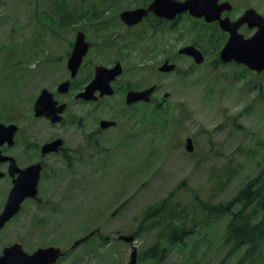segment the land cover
I'll return each instance as SVG.
<instances>
[{
	"label": "rangeland",
	"instance_id": "374dc122",
	"mask_svg": "<svg viewBox=\"0 0 264 264\" xmlns=\"http://www.w3.org/2000/svg\"><path fill=\"white\" fill-rule=\"evenodd\" d=\"M150 1L0 0V119L21 127L23 136L39 146L54 136L68 147L63 160L60 155L45 158L35 222L24 226L27 248L53 246L66 252L56 264H126L131 245L117 236L137 231L147 209L170 194L172 203L190 210L197 199L226 203L264 168V71L256 74L241 65L216 62L225 37L217 34L208 42L213 28L187 13L178 15L173 26L172 21L163 23L159 35L146 27L128 32L119 13ZM229 1L233 17L248 7L264 17V0ZM79 30L93 44L83 60L86 73L115 59L127 70L148 60L152 72L166 57L177 65L172 73H151L147 80L160 86L154 95L160 109H124L116 94L101 107L111 106L103 116L117 125L85 144L93 120L101 115L73 101L81 78L61 96L67 103L62 123L48 126L32 112L42 88L54 92L68 77L66 60ZM239 32L245 37L253 33ZM185 45L202 52L201 64L175 55ZM18 76L16 84L10 82ZM128 78L129 72L121 80ZM186 138L192 139L191 152L184 147ZM227 220L206 223L185 251L169 247L157 264H236L238 255H227L222 244ZM18 229L15 221L0 231V252L20 235ZM91 231L97 233L72 246ZM154 237V230H141L136 237V264H153L143 253ZM192 244L195 250L188 251ZM254 264H264V248Z\"/></svg>",
	"mask_w": 264,
	"mask_h": 264
},
{
	"label": "water",
	"instance_id": "95a60500",
	"mask_svg": "<svg viewBox=\"0 0 264 264\" xmlns=\"http://www.w3.org/2000/svg\"><path fill=\"white\" fill-rule=\"evenodd\" d=\"M228 3L218 4L217 0H152L146 8H136L124 10L120 13L119 18L126 25H134L140 22L148 12L166 20H173L178 14L187 12L194 18H203L206 22L217 20L222 30L228 33V38L219 51V60L222 63L233 61L237 64L244 65L250 71L261 73L264 71V17L259 15L253 9L246 10L239 18L231 21L229 18L221 19L219 13L223 9H228ZM246 24L248 28H255V32L248 38H245L238 32L241 25ZM89 44L84 40V34L78 32L73 43L70 57L67 61L68 69L71 76L74 77L77 68L86 54ZM180 54L191 56L196 63L203 61L201 52L193 45H187L179 49ZM121 65L117 63L111 68L97 66L91 82L86 86L84 91L76 94V97L84 100L92 99L95 90L100 91V95H111L113 89L110 82L121 73ZM175 65L165 61L159 70L169 72L174 70ZM69 81H64L58 86L60 93L68 90ZM154 87L142 91H129L126 94V104L136 101H149ZM64 103L57 105L52 94L42 89L33 104V113L35 117L43 116L52 123L61 121L60 114L64 111ZM105 120L101 121V126L112 124ZM17 128L15 125H4L0 123V144L7 141L12 143V138ZM62 140L56 139L50 143H45L41 148L42 155L57 151ZM185 148L192 151V141L186 139ZM41 164L36 163L19 171V176L11 188L10 197L5 205L4 210L0 213V228L11 218L19 209L21 200L27 195L32 196L36 193V186L40 177ZM29 181V182H26ZM30 185V190L25 188ZM27 192H26V191ZM91 234L74 242L73 246L80 244L89 238ZM118 239L133 243L132 235H120ZM60 256L62 251L55 247L39 248L31 254L24 252L19 243H14L6 247L0 256V264H53ZM137 249L132 246L129 259L126 264H136Z\"/></svg>",
	"mask_w": 264,
	"mask_h": 264
},
{
	"label": "flooded vegetation",
	"instance_id": "af4514ba",
	"mask_svg": "<svg viewBox=\"0 0 264 264\" xmlns=\"http://www.w3.org/2000/svg\"><path fill=\"white\" fill-rule=\"evenodd\" d=\"M217 3L218 4L228 3V5H229L228 9H223L219 13V17L221 19L229 18L231 21H234L237 18H239L248 9H253L254 11H256L254 8L248 7V8H245V10L240 15L233 17L232 16V4L229 0H217ZM178 19H179V17H176L175 21ZM200 20L205 22L202 18ZM166 22H169V21H167L166 19H163V18H159L151 12H148L147 15L140 22H138L137 24L131 25V26L126 25L124 22L121 21L122 25L124 26V28L128 32H130L134 29L140 30V29H143L144 27H146L150 30V32L152 34H155V35H159L161 33V31L163 29L162 24L166 23ZM174 23L175 22L172 21L171 26H173ZM205 24H207V26H211L213 28V32H214L213 35L214 36L218 34V35H221L222 39L225 37L223 44L226 42V40L228 38V33L220 28L217 20H214L211 22H205ZM241 29L251 30L252 32H254L256 30L255 28H248L246 24L241 25L239 27L238 31H240ZM79 31H77L74 35L72 46H73V43L75 41L76 35ZM132 38H135V37H132ZM84 40L89 44V46H88L86 54L83 56L82 61L80 62L79 66L77 68V71H76V74L74 77L71 76V71L67 67V61H68V58L71 54L72 46H71L69 56L66 60V70L68 73V77H66L63 81H69L68 90L65 93H60L58 91V85L61 83L60 82L56 86L54 92H52L50 90L49 91L52 93L53 99L56 100L58 102V104H61V103L66 104V109H67V103L64 101L65 99H63L61 96L68 94L72 90V88L74 87L75 81L77 79L81 78V84H80L79 89H77V91H75L72 94L73 101L78 102L84 106H88L94 112H98L101 115L99 118H96L93 120L94 128L90 132H87V134H86L87 136L83 140V142L85 144L86 140H92L93 141V138H96L100 133H102L108 129L114 128L117 125L116 121L109 119L107 116H105V117L103 116V114H108V110L111 106H107L105 108L101 107V105L103 103H105V102L108 103L110 98L116 94H120L121 97H120L119 101H120V104L122 105V107L124 109L125 108L129 109V108H134V107H144L146 105H151L154 110L160 109L162 107V103L158 102L154 96L155 93L160 89V86H158L157 84H154V83H150V81H147V80H151L150 79L151 73H152V77H155V76L164 77V76H166V74L172 73L174 70L169 71V72H163V71L159 70V67L165 61H167L169 63H174V62H172L171 57L161 58V56L159 55V57L161 59L158 61V65H156V66L154 65L153 71L150 72V70H149L150 65H149L148 60H144V61H142V63H138L136 66H132L130 70H127L126 66L124 65V63L121 60L115 59L112 62L95 64L91 68V72L86 73L84 70L83 60L87 56L88 51L90 50L91 45H93V44L86 40L85 34H84ZM180 48H178L177 51L175 52L176 56H179V57H182V56L186 57L187 56V58H190L193 60V58L190 57L189 55L180 54L179 53ZM117 63H119L122 66V68H121V73L119 75H117L114 78V80H112L110 82V85L113 89V93L111 95H102L101 96L100 91L95 90L92 94V99L84 100L82 98L76 97V94L84 91L86 86L91 82V80L94 77L95 69L97 66H104L106 68H111L114 65H116ZM176 67H177V65L175 64V68H174L175 70H176ZM127 72H129V78L124 80V82H123L121 80V78H123ZM141 80L143 82L140 83L139 81H141ZM150 87H154V89L150 95L149 101H147V102L146 101H136V102H133L129 105L126 104L127 92H129V91H135V92L142 91V90H145V89L150 88ZM35 99H34V101H35ZM38 119L45 121L48 126H55V125L59 124V123L53 124L48 119L43 118V117L38 118ZM102 120H105L108 122H113V123L106 125L105 127H102L101 126ZM62 121H63V119H62ZM4 124L8 125V124H14V123L9 122V123H4ZM57 138L58 137L52 136L51 138H49V140H47L46 142L42 143L39 146L38 144L33 143L29 138H26V136L24 137L22 130H21V127L17 126V130L14 133L12 143L9 144L7 141H5V142L0 144V212H2L5 208V205H6L8 199L10 197L11 188L14 185V181L17 180L20 170H23L24 168L30 166L31 164L40 162L42 165V171H44L46 169V165H47L46 159H45L47 156L49 157L50 155H53V156L60 155L62 157V160H63V158H65V155H67V153H68V147H65V141L63 139H62V143L58 147L57 151L51 152L47 155H42V153H41V147L43 144L52 142L53 140H55ZM191 141H192V139H191ZM192 150H193V145H192ZM26 182H29V181H26ZM30 187L31 186L28 185V187L25 189L30 190ZM39 199L40 198H39V183H38L36 193H34V195H32V196L27 195L26 197H24L20 202L19 209H18L17 213H15V215H13L7 221V223L4 225L3 228H5L6 226H9L10 224H13V222L16 221V225L18 226V228H19L18 230L20 233V235L18 237L11 239L10 242L7 245H5L4 247L10 246V245L18 242L21 245L22 249L28 254L32 253L35 250L34 247L29 249L25 246V242L27 241L29 236L27 234V231L24 230V226L28 225V224H30V226H32L34 224L35 215H36L34 210L35 211L38 210L39 201H40ZM28 207H29V210H27ZM28 211H30V212L26 213ZM31 237H32V235H31ZM1 253H2V251H1ZM65 253L66 252L64 251V255H65Z\"/></svg>",
	"mask_w": 264,
	"mask_h": 264
},
{
	"label": "trees",
	"instance_id": "16d2710c",
	"mask_svg": "<svg viewBox=\"0 0 264 264\" xmlns=\"http://www.w3.org/2000/svg\"><path fill=\"white\" fill-rule=\"evenodd\" d=\"M196 21L207 26L201 20ZM204 34L203 31L202 35ZM213 36L212 33L206 35L207 41L212 43ZM20 78L18 76L10 82L16 84ZM229 179L230 174L227 171L226 180ZM170 197L172 194L147 209L138 230L131 234L136 238L141 230L155 231L154 240L143 253V258L157 264L169 247L176 246L185 251L188 246L186 243L197 229L200 230L206 223L223 217H228L222 239V244L228 247L227 255L237 254L236 264H254L261 257L264 248V168L226 203L197 199L196 206L190 210L186 205L183 207L178 202L172 203ZM147 222V226L143 227L142 224ZM195 246H189L188 251L195 250Z\"/></svg>",
	"mask_w": 264,
	"mask_h": 264
},
{
	"label": "bare ground",
	"instance_id": "6f19581e",
	"mask_svg": "<svg viewBox=\"0 0 264 264\" xmlns=\"http://www.w3.org/2000/svg\"><path fill=\"white\" fill-rule=\"evenodd\" d=\"M45 8V7H44ZM38 15V14H37ZM52 26V25H51ZM58 30V29H57ZM52 31V30H51ZM24 47V46H23ZM27 48V47H26ZM167 51V50H166ZM100 53V52H99ZM166 53V52H165ZM175 53V52H174ZM21 54V53H20ZM67 55V54H66ZM177 72V71H176ZM261 97V96H260ZM261 100V99H260ZM121 136V135H120ZM109 139V137H108ZM45 157V156H44ZM79 181V180H78ZM42 189V188H41Z\"/></svg>",
	"mask_w": 264,
	"mask_h": 264
}]
</instances>
